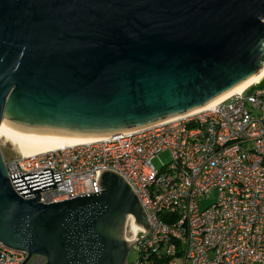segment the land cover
Returning <instances> with one entry per match:
<instances>
[{
    "label": "water",
    "instance_id": "95a60500",
    "mask_svg": "<svg viewBox=\"0 0 264 264\" xmlns=\"http://www.w3.org/2000/svg\"><path fill=\"white\" fill-rule=\"evenodd\" d=\"M263 64L264 0H0V126L10 113L81 134L138 130ZM95 172L100 192L43 203L60 174L11 175L19 195L0 148V241L28 254L22 264H124L149 233L132 186Z\"/></svg>",
    "mask_w": 264,
    "mask_h": 264
},
{
    "label": "built area",
    "instance_id": "2783aa9c",
    "mask_svg": "<svg viewBox=\"0 0 264 264\" xmlns=\"http://www.w3.org/2000/svg\"><path fill=\"white\" fill-rule=\"evenodd\" d=\"M162 152L170 161L158 169L153 159ZM4 163L19 195L11 175L60 174L57 188L40 191L43 203L100 192L95 171L122 175L150 222L149 233L131 246L138 259L124 264H264V89ZM213 190L216 200L201 207ZM27 256L0 241V264H22ZM45 261L37 256L35 264Z\"/></svg>",
    "mask_w": 264,
    "mask_h": 264
},
{
    "label": "bare ground",
    "instance_id": "6f19581e",
    "mask_svg": "<svg viewBox=\"0 0 264 264\" xmlns=\"http://www.w3.org/2000/svg\"><path fill=\"white\" fill-rule=\"evenodd\" d=\"M264 77V64L262 68L252 77L237 85L230 91L223 93L208 102L203 107L218 103L234 94L242 93L252 85L259 83ZM198 109V108H197ZM196 110V109H195ZM194 111V110H192ZM189 111L187 113H190ZM185 113V114H187ZM178 116L170 117L166 120ZM130 129V128H129ZM110 132L103 134H81L78 131H70L61 127L44 124H34L21 120L18 116L10 113L5 117L0 126V138H5L17 146L19 153L24 156L36 155L63 147L81 144L108 136Z\"/></svg>",
    "mask_w": 264,
    "mask_h": 264
},
{
    "label": "rangeland",
    "instance_id": "374dc122",
    "mask_svg": "<svg viewBox=\"0 0 264 264\" xmlns=\"http://www.w3.org/2000/svg\"><path fill=\"white\" fill-rule=\"evenodd\" d=\"M0 148L2 151L3 158L6 160H11L13 158L19 157L20 155H23L19 153L17 146L13 145L10 141L6 140L5 138H0ZM169 161H170V154L167 152H162L153 159V163L158 169H160L163 166V164L168 163ZM216 198H217V191L213 190L211 193L206 195L204 199L200 201L201 207H205L213 203L216 200ZM139 254L140 252L137 245H134L128 251L126 261L130 263L135 262L138 259ZM36 259L37 256L32 257V259L29 261L28 264H35Z\"/></svg>",
    "mask_w": 264,
    "mask_h": 264
},
{
    "label": "trees",
    "instance_id": "16d2710c",
    "mask_svg": "<svg viewBox=\"0 0 264 264\" xmlns=\"http://www.w3.org/2000/svg\"><path fill=\"white\" fill-rule=\"evenodd\" d=\"M256 88L264 89V77H263V79H262L259 83L255 84V85H252V86L249 88V91H252V90H254V89H256Z\"/></svg>",
    "mask_w": 264,
    "mask_h": 264
},
{
    "label": "flooded vegetation",
    "instance_id": "af4514ba",
    "mask_svg": "<svg viewBox=\"0 0 264 264\" xmlns=\"http://www.w3.org/2000/svg\"><path fill=\"white\" fill-rule=\"evenodd\" d=\"M126 237H127V234H126ZM128 239V238H127Z\"/></svg>",
    "mask_w": 264,
    "mask_h": 264
}]
</instances>
